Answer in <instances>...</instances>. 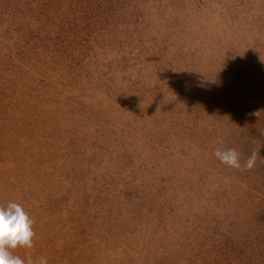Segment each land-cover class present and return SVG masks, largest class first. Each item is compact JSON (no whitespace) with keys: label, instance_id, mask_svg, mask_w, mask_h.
Here are the masks:
<instances>
[{"label":"rangeland","instance_id":"rangeland-1","mask_svg":"<svg viewBox=\"0 0 264 264\" xmlns=\"http://www.w3.org/2000/svg\"><path fill=\"white\" fill-rule=\"evenodd\" d=\"M262 132L264 0H0V204L36 233L15 254L264 264V159L214 156Z\"/></svg>","mask_w":264,"mask_h":264},{"label":"clouds","instance_id":"clouds-1","mask_svg":"<svg viewBox=\"0 0 264 264\" xmlns=\"http://www.w3.org/2000/svg\"><path fill=\"white\" fill-rule=\"evenodd\" d=\"M264 135V132L261 133ZM255 144L256 142L253 141ZM264 145H257L251 155L241 162V154L235 148L214 151V156L222 164L236 170H252L257 166L260 157V149ZM34 219L27 213L24 206L16 201L0 204V264H48L44 256L36 260L29 253L25 256L15 254V250H35Z\"/></svg>","mask_w":264,"mask_h":264}]
</instances>
